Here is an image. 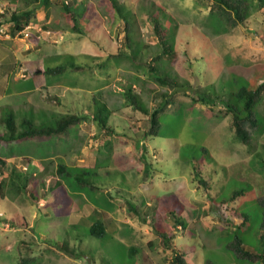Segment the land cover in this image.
Segmentation results:
<instances>
[{
	"label": "rangeland",
	"instance_id": "1",
	"mask_svg": "<svg viewBox=\"0 0 264 264\" xmlns=\"http://www.w3.org/2000/svg\"><path fill=\"white\" fill-rule=\"evenodd\" d=\"M28 1L4 6L24 9ZM40 1L42 8L34 11L31 22L38 14L34 29L42 27L38 30L44 43L28 55L44 68L66 65L31 81L45 84L60 101L41 98L38 103L46 112L20 108L17 115L40 118L36 123L66 112L86 118L65 137L0 144V150L9 152L6 169L13 164L22 171L12 179L15 188L8 174L0 172V181H5L0 264H175L173 251L188 264H264V240L259 237L263 204L257 197L264 195V96L256 106L261 129L253 133L250 146L235 137L231 115L220 102L199 99L202 88L227 93L243 80L254 87L264 78V6L255 0L244 21L230 28L210 15L212 0H117L124 16L109 0H68L85 15L79 32L69 30L59 10L64 0ZM46 12L54 14L52 23ZM132 15L129 44L125 20ZM151 16L166 29L173 55L152 60L161 47ZM31 30L26 28L27 35ZM31 34L30 42H39ZM60 51L77 55L60 56ZM54 52L57 56H50ZM150 61L176 80V90L153 78ZM128 87L148 112L163 93H170L171 102L159 114L152 136L144 134L149 113L129 104L124 93ZM101 103L111 132L93 118ZM26 156L28 167L22 162ZM60 164L71 169L59 174ZM194 168L208 187L198 181ZM58 180L60 193L54 195L50 189ZM236 189L244 193L230 201ZM225 206L245 215L246 222L237 227L231 215L226 225ZM86 215L91 221L101 219L106 231L92 234L88 221H78ZM158 229L172 235L169 246ZM237 237L256 252L240 256Z\"/></svg>",
	"mask_w": 264,
	"mask_h": 264
},
{
	"label": "trees",
	"instance_id": "2",
	"mask_svg": "<svg viewBox=\"0 0 264 264\" xmlns=\"http://www.w3.org/2000/svg\"><path fill=\"white\" fill-rule=\"evenodd\" d=\"M28 1V0H27ZM46 3L49 2L48 0H43ZM111 5L114 7L115 11L120 15L124 16L122 5L117 0H109ZM255 0H212V7L210 11V15L213 16L214 20L224 23L230 28L237 26L239 23L243 22L247 14L249 13V7L255 4ZM258 6H264V0H256ZM27 3L29 6L20 10V11H13L9 14L8 20L13 25V30L22 29L24 25H28L29 21L32 20L35 15L34 11L36 10L37 6L41 2L40 0H29ZM33 3V4H32ZM46 6V5H45ZM59 10L64 14L65 20L67 25L72 31H79L82 32V20H84V13L81 11V8L77 6V4H68V0H64L61 2L59 6ZM152 8L149 9L148 15L153 13ZM47 13V12H46ZM49 12L47 13V16ZM84 15V16H83ZM53 18V17H52ZM131 18V19H130ZM130 18L125 20V28L127 30L125 36L126 41L131 44V37L130 34L132 33V26L134 25V17L133 15ZM52 20V19H51ZM151 22L154 32L157 35L158 43L161 47V53L152 57V60H155L162 55H173V49L169 40L166 36V29L162 26L161 22L155 16H151ZM82 22V23H81ZM46 26V25H45ZM85 29V28H84ZM138 30L134 29V33H138ZM29 35V33H28ZM125 55L130 56L131 58H135L136 55L125 53ZM73 56V55H72ZM74 68H80V66H76L75 62H70ZM149 70L153 75V78L158 81L160 84H165L171 87L173 90H176L178 83L176 80L171 77L169 74L165 72H160L152 62H148ZM63 70V66H57L53 69H46L44 71L52 73V72H61ZM179 86H181L179 84ZM207 89V88H206ZM206 89L202 88L200 90L199 99L204 104H214L216 102H220L225 111L231 115V125L234 130L235 137L240 140L243 144L250 146L252 141L253 133L259 129H261L260 119L257 114L256 106L257 103L261 101L264 96V78L258 82V84L254 87H249L248 83L242 81L241 86H237V89L234 91H229L227 93L224 92H206ZM209 90V89H208ZM215 90V89H214ZM125 97L129 104L134 108L138 109L142 112L149 113V125L147 129L144 131L146 136H152L156 133L157 129L159 128V114L163 112L166 107L170 104V93H163L161 100L159 101L157 107H155L151 112H148V109L140 102L137 95L134 93L131 87H128L125 90ZM56 100L59 98L56 95H53ZM51 98V95H49ZM105 106V104H99L96 107V110L93 112V118L99 123L101 128H106L110 132L113 131L107 122V117H102V109L100 106ZM45 109H43L44 111ZM25 111V110H24ZM23 111V112H24ZM29 111L34 112L33 109H29ZM20 111L8 109L6 112L0 113V124L4 126V130L0 131V144L2 143H10V142H20L22 140L32 139V138H39V139H49L52 137H65L68 133L71 132L73 128H77L80 123L86 118V114H80L75 112H66L60 115H57L54 120H46L45 118L40 121V123H36L34 118L21 116L19 117L17 113ZM46 112V111H44ZM17 115V116H16ZM47 117V114H45ZM52 121V122H51ZM262 162L264 163V157L261 158ZM15 162V161H14ZM22 162L24 163V167L30 166L29 160L27 157L22 158ZM10 169H6V162L5 159L0 157V172L8 174L9 181L13 184V188H15V183L12 182V179L15 178L16 175H19L18 172H22L21 170L15 171V166L10 164ZM75 168V167H74ZM84 168V167H79ZM68 168L66 165H58L57 171L60 173H65ZM86 171H90L93 174L92 170L86 168ZM195 175L198 178V181L206 187H208V182L206 179L200 176V170L198 168H194ZM90 174V173H88ZM5 181H0V198L4 197V186ZM28 181H26L27 183ZM25 183V184H26ZM30 183V182H29ZM59 180L55 182L53 188L50 190L53 191L54 195H59ZM90 187H95L96 185L92 182L88 183ZM27 185V184H26ZM24 185V191L26 186ZM26 186V187H25ZM18 190V189H17ZM60 190H62L60 188ZM33 191V190H32ZM34 194L35 198V193ZM244 191L242 189L232 191L231 195L229 196L230 201H235L238 197L243 195ZM258 201L263 204V221L261 223V233L259 235L260 240H264V195H259ZM37 199V197H36ZM214 203V200H211ZM128 203V202H127ZM129 206L133 209L134 206L129 203ZM228 210V216L223 218V222L226 225L231 223V215L235 217L234 224L237 227L243 225L247 218L245 215L240 213H236L233 208H229L225 206ZM172 214V213H171ZM174 218V222L176 224H180V220L177 218L176 215H172ZM87 222L90 227V231L94 235L102 234L106 231V226L104 225L103 221L99 218H96L94 221H91L89 217L82 216L78 219V221ZM177 225H174L176 228ZM160 234L163 236L164 242L166 246H169L168 241L172 238L170 233H167L163 229H158ZM236 231V228H235ZM236 247L235 250L238 251L240 256L247 255L249 256L252 254V251L256 252L252 247L245 245L240 238H236ZM261 241V242H262ZM264 251V249H263ZM261 255V254H260ZM172 261L175 264H188L182 254L179 252L173 251Z\"/></svg>",
	"mask_w": 264,
	"mask_h": 264
},
{
	"label": "crops",
	"instance_id": "3",
	"mask_svg": "<svg viewBox=\"0 0 264 264\" xmlns=\"http://www.w3.org/2000/svg\"><path fill=\"white\" fill-rule=\"evenodd\" d=\"M1 1L2 3H0V113L8 109L18 110L20 108H22L23 110L33 109L36 111V113L40 112L43 110L42 107L43 105L38 103V101L41 100V98L45 99L46 101L59 102L60 96H58V94L56 93L49 91L47 87H45V84H42L41 82L33 83L31 79L32 78L35 79L36 76L40 74H48L49 72H46L44 70L53 69L57 66L48 67V68L41 67L39 62H36V60L30 58L29 57L30 55H28L31 50L33 49L37 50L38 48H40L39 45H41L42 47V43H44L42 39H40L41 32H39L38 30L42 27H40L39 25V28L34 29L36 21L40 20L38 14L35 23H32L31 22L32 20H30L29 24L24 25L22 29L13 30L12 28L13 25H11V22L8 20V16L11 12L20 11L23 8L18 9L16 7H11L12 9L10 8V10H8L4 5L6 4H10L11 6L16 5V3L13 2L14 0H1ZM41 8L42 6H38L35 11H38ZM6 10L9 11L8 15H6L5 13ZM48 17L49 19L47 20V22L52 23V20L54 19V14L51 12L49 13ZM43 26H45V24ZM27 27H31L33 29V31L31 30L28 33H32L31 36L33 37V39L39 42H35V43L30 42L29 40L30 35H27V32H25ZM67 27L69 28V26ZM69 30L71 31L70 28ZM46 32L49 33V30H46ZM60 53L63 54L60 56H67V55L72 56L75 54L69 51H60ZM52 55L57 56L55 52L53 54H50V56ZM34 63H37L36 67L33 66ZM59 65L64 66L66 64L60 63ZM70 66L73 65L70 64ZM61 87L62 88L65 87L64 82L61 83ZM49 95H51V98H49ZM53 95H56L59 99L56 100ZM8 150L10 151V147L8 148ZM8 154L9 152L7 150L5 151L0 150V157L2 159H5L4 156ZM86 217L88 216L86 215Z\"/></svg>",
	"mask_w": 264,
	"mask_h": 264
}]
</instances>
